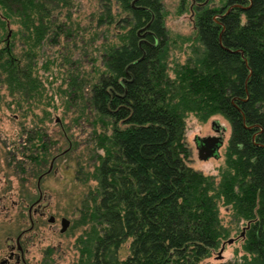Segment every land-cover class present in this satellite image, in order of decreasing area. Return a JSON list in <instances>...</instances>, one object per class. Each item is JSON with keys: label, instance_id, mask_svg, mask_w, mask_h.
<instances>
[{"label": "trees", "instance_id": "trees-1", "mask_svg": "<svg viewBox=\"0 0 264 264\" xmlns=\"http://www.w3.org/2000/svg\"><path fill=\"white\" fill-rule=\"evenodd\" d=\"M58 1L0 0V85L10 92L37 91L35 59L63 30ZM109 1L104 13L122 29L96 47L93 58L103 67L68 86L101 125L91 139L92 168L77 167L78 178L96 182L77 208L75 223L83 228L75 264H264V0L197 2L184 62L171 60L162 0H114L119 14ZM10 20L21 25L20 53L8 42ZM189 112L200 119L219 112L230 122L218 174L187 161ZM40 136L38 163L49 156ZM220 203L243 223L244 252L204 261L230 237Z\"/></svg>", "mask_w": 264, "mask_h": 264}, {"label": "rangeland", "instance_id": "rangeland-1", "mask_svg": "<svg viewBox=\"0 0 264 264\" xmlns=\"http://www.w3.org/2000/svg\"><path fill=\"white\" fill-rule=\"evenodd\" d=\"M111 1L113 12L119 14L120 5ZM202 1L205 0H184V3L182 0H162L164 24L173 40L172 61L184 62L191 53L190 45L196 35L194 7ZM224 2L207 0L212 7H221ZM107 3L110 1L59 0L55 13L64 21L63 30L60 35L47 38L57 41L46 42L45 50L40 51L35 59L38 61L34 67L39 78L37 91L28 97L24 93H12L6 85H0V264H75L78 258L76 236L83 226L75 223L79 214L77 208L85 191L96 180L78 178L77 167L80 161L85 169L92 168L91 139L94 129H101V125L92 121L94 112L86 106L85 98L70 97L68 86L74 78L77 82L83 81L93 68L103 67L100 59L93 58L96 47L105 35L115 38L114 33L122 29L120 22H111L106 17L104 7ZM8 29V42H14V51L20 53L24 46L21 25L17 20H10ZM74 39L76 46L73 45ZM3 44L1 41L0 46ZM217 125L224 139L219 147L220 154L199 157L195 135L216 134ZM230 131V122L222 113L200 119L194 112H189L185 129L190 147L188 163L205 172L218 174L224 163ZM39 134H44L47 139L49 152L47 160L40 163L34 157L43 153ZM62 149L66 151L60 153L51 170L42 175L39 187L38 170L48 168L51 155ZM37 199H40L43 212L38 208ZM36 206L37 210H34ZM50 214L55 215L52 221L49 220ZM220 214L222 221L231 227L230 236L234 238L229 241L227 237L224 246L220 245L204 261L240 258L244 252L243 223L236 222L231 209L223 203H220ZM62 215L70 218L63 231L60 230ZM30 217L34 220L32 225ZM23 229L19 249L16 237ZM8 237L15 244L18 256L2 262L10 248ZM129 244L130 238L122 242L121 256L129 252Z\"/></svg>", "mask_w": 264, "mask_h": 264}, {"label": "water", "instance_id": "water-1", "mask_svg": "<svg viewBox=\"0 0 264 264\" xmlns=\"http://www.w3.org/2000/svg\"><path fill=\"white\" fill-rule=\"evenodd\" d=\"M231 7L232 6H230L228 8V10ZM194 138H195L196 146H197V149H198V156L199 157L208 158L211 155L218 156L220 154L219 147H220V145L224 141L222 134H208V135H199V134H196ZM54 158H55V156H53L51 158L50 163H49V166H48V168H47V170L45 172L51 170V168L53 166ZM43 174H44V172L41 173V174H39V176L37 178V184H38L39 187H40V179H41V177H42ZM54 219H55V215L54 214H50L49 220L52 221ZM69 223H70V218L68 216H66V215H62L61 216V227H60V230L61 231L65 230L68 227ZM31 225H32V218H31ZM242 232H243V230H242ZM20 234L21 233H19L17 235V243H18L19 248H21V244L19 242V236H20ZM233 238H234L233 236H230L228 238V240L229 241H232ZM222 245L224 246V242H223ZM219 256H221V254ZM10 257H11V255L6 256L1 261L2 262H5L6 260H9Z\"/></svg>", "mask_w": 264, "mask_h": 264}, {"label": "flooded vegetation", "instance_id": "flooded-vegetation-1", "mask_svg": "<svg viewBox=\"0 0 264 264\" xmlns=\"http://www.w3.org/2000/svg\"><path fill=\"white\" fill-rule=\"evenodd\" d=\"M218 126V125H217ZM216 131H217V133L216 134H221L220 133V129L218 128V127H216V129H215ZM39 198V197H38ZM41 199V198H40ZM40 199L38 200H36V202L39 204L38 205V208H40L41 207V204H40ZM34 210H37V206L36 207H34ZM40 211L41 212H43L44 210L43 209H41L40 208ZM32 217H30V219H31ZM34 223V220H32V224ZM25 230L23 229L20 233V236H19V242H20V239H21V236H22V234H23V232H24ZM11 237H8L7 238V243H8V245L10 246V248H9V252H8V255L7 256H9V255H11V257H13V256H18V253H17V251L14 249V247H15V244H13V243H11ZM16 246H17V248H19V246H18V243H17V237H16ZM20 249V248H19ZM10 257V258H11ZM5 258V257H4ZM3 258V259H4ZM6 261H8V260H6ZM5 261V262H6Z\"/></svg>", "mask_w": 264, "mask_h": 264}]
</instances>
